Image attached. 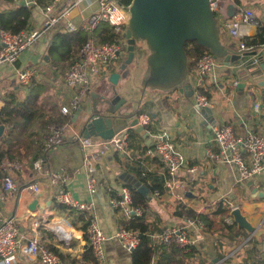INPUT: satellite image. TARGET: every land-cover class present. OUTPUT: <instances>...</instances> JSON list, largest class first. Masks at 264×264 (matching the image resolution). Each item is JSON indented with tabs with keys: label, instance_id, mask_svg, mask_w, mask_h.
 I'll list each match as a JSON object with an SVG mask.
<instances>
[{
	"label": "crops",
	"instance_id": "1",
	"mask_svg": "<svg viewBox=\"0 0 264 264\" xmlns=\"http://www.w3.org/2000/svg\"><path fill=\"white\" fill-rule=\"evenodd\" d=\"M96 1L86 0L78 10L74 11L76 25L81 26L83 20L96 9ZM236 2L241 8L253 11L260 24L257 26L258 32L261 28L264 29V0H236ZM17 4L26 6L23 1H18ZM14 7L15 5L0 0V11L12 10ZM28 8H31L32 17L27 30H40L44 25V17L40 7L32 6ZM79 13L82 14L80 15ZM61 26L66 30L64 21L58 24L56 28L60 29ZM222 27L229 34L227 29L224 26ZM251 34L252 30L248 37L257 35ZM51 37L49 30L42 33L30 49L21 53L16 65L4 64L0 66V110L5 106L6 101H21L20 95L22 91H27L29 88L19 85L16 75L17 69L31 67L38 70L39 75L32 81V84L42 78L46 69L56 70L55 67L50 65L51 60L47 54V47ZM234 43L237 44V41ZM126 45L125 40V49ZM142 47L144 51L147 50L145 45ZM252 51L260 56L258 58L260 64H264V47L260 46ZM123 54L119 60L101 68L99 73L102 76L101 82L96 87V90L90 88L89 93L85 96L83 102H88L91 111L90 116L94 113V108L100 112L108 108L104 100H102V97L109 93L107 92L108 89L106 90L102 86L106 77L109 79L113 73L121 74L116 88L117 91H119L123 82H128L130 74H126V72L124 73L121 70L122 64L120 63L124 59ZM145 59L146 56L144 58L141 57L140 60H143V65H141L144 72L143 76L147 77ZM129 69L130 66L128 67ZM189 81L193 84V90L185 96H182L177 90L161 92L146 89L144 86L142 87L141 81L138 95L131 98L134 103L124 107V109L128 108L125 113H129L131 109L134 110L136 107L144 109L142 115H149L152 118L153 123L145 128L153 137V142L155 135L167 134L169 139L185 155L188 167L197 168L195 174H188L186 171H182L180 174L181 178L189 183V191L187 193H191V196H185L183 201H179L174 196L166 193L164 188L161 189L162 196L159 198L154 197L153 193L149 191V195L146 198L150 208L148 210L142 208L143 217L146 212L150 224L155 223V220L160 218L162 220L161 228L168 225L181 226L186 222L183 223L173 217L178 203L194 207L197 212H204L206 208L222 203L223 206L227 205L230 207L229 213L225 215V221H227L226 219H232L231 224L226 222L227 225L232 226L231 230L225 232L221 230V226L218 223H220L222 218H217L216 228L209 230L202 222L204 225L203 230L196 228L189 230L190 234L197 238V244L193 247L197 250L196 264H264V196L263 198L259 196L260 193L264 195V176L260 181H253L252 185L248 186L250 182L242 183L239 181V173L235 167L217 165L207 154L209 141L212 138V130L215 126L229 125L233 127L236 134H242L245 127L251 128L257 134L262 132L264 88L253 87L250 81L246 83L240 82V85L235 87L234 82L240 80L237 78L234 69L224 64H220L209 77L201 81L198 87L196 85V69L191 73ZM38 82L40 83V81ZM64 86L69 96V100L64 106H69L77 91L67 88L66 85ZM199 87H205L210 93L209 100L211 103L209 107L201 110L195 108V96ZM127 94L131 97L133 96L129 92ZM257 103L261 104L258 113L254 109ZM79 111L77 118H75V115L78 111L70 115V121L61 126H67V130L64 133L66 145L51 153L47 160H44V169L52 168L63 175L71 176L72 180L69 190L73 196L77 200L94 203L93 216L98 220L107 237L105 245L107 260L105 264H133L132 252L125 249L116 238L117 233L123 229L121 227V223L124 221L123 216L120 211L113 210L110 207L109 201L126 184L137 186V190L140 185H144L148 190L149 186L160 183L163 185L165 169L156 157L149 154L150 150L154 148V143L152 142L153 145L151 147L150 141L138 134L135 128H130L127 155L123 157L117 153H108L98 161L94 173V177L97 180V192L92 197L87 188L88 174L82 168L84 161L81 147L74 139L76 135L84 136V125L81 128L76 126V122L82 113L81 106ZM60 114L63 115L61 110ZM98 115L94 113V116ZM134 119L127 120L131 123ZM50 126L59 125H49L47 128L48 135ZM132 131H135L138 136L134 135L131 137ZM28 132L29 130L23 136ZM6 133L7 128L5 127L4 137ZM34 138H36V135ZM39 147H42V143L39 144ZM39 149L34 153L39 154ZM39 160L43 159L39 158ZM31 162H15L23 164V168L20 170H1L3 176L7 173L10 174L16 184V190L8 194L6 202L2 205L1 212L18 222L20 233L27 239L25 240L26 242L38 235L47 247L57 248L63 252L69 251L81 256L88 247L86 232L79 231L72 224L73 219L75 220L77 216L81 215L69 208L64 211L54 208L50 180L46 176L39 174L34 168L35 162L33 164ZM49 171L51 170L49 169ZM32 185L40 187L39 199L28 190V187ZM257 186L258 189L255 193L254 190H256ZM43 200L51 201V210L48 212H42L41 210ZM35 201H37V204L34 208ZM233 208L241 211V216L244 219L243 225L235 221L232 214ZM71 212L72 214H70ZM27 217L29 219H26ZM33 218L39 221H54L51 224L52 226L64 220L72 226L71 243H63L47 227H41L39 231L34 232L32 226ZM81 225L78 223V226ZM60 227L61 229L65 228V226ZM152 236H154L153 234L150 237L154 239ZM157 259L158 256H155L153 263L156 264ZM215 260L217 261L215 262ZM16 264H41V262L19 255Z\"/></svg>",
	"mask_w": 264,
	"mask_h": 264
},
{
	"label": "built area",
	"instance_id": "2",
	"mask_svg": "<svg viewBox=\"0 0 264 264\" xmlns=\"http://www.w3.org/2000/svg\"><path fill=\"white\" fill-rule=\"evenodd\" d=\"M23 1L27 7H40L44 25L40 30L22 31L14 34L10 31L0 30V66L4 64L16 65L21 53L30 49L39 39L42 33L56 27L62 21L65 22L67 32L74 33L82 30L88 35L87 42L80 49L78 57L72 62L64 74V82L67 88L76 90L69 106H63L61 113L65 116L73 115L80 110L81 103L89 93L92 75L99 74L102 67L119 60L125 51V33L129 24L131 14L130 5H124L121 0H97L96 9L83 20L81 26L76 25L74 11L78 10L86 0H48L46 6H39L36 1ZM69 2V3H68ZM210 6L215 14L216 20L224 26L229 34L237 41L239 51L253 52L247 47L244 39L248 37L254 26H259L253 11L238 6L236 0H210ZM234 7L236 12L229 17V7ZM80 15L82 13H79ZM101 24H108L117 34H121L123 40L112 43H97L95 31ZM221 26V27H222ZM264 27V25H263ZM127 43V42H126ZM264 47V45H263ZM258 55V54H257ZM260 63L259 59H256ZM220 63L211 53L203 54L196 66L197 87L202 80L209 77ZM17 80L21 87L31 86L32 81L38 77L39 72L35 68H21L16 70ZM240 81H235L234 86L238 87ZM211 105L209 98L201 93L195 96V108L205 109ZM261 104L254 106L258 113ZM140 126L148 127L152 122L149 115H141L138 118ZM3 125L0 122V126ZM129 129L125 128L114 135L110 140L101 138H85L83 135H76L75 141L80 144L83 154V167L87 174V188L92 197L97 192V180L94 177L98 161L108 153H117L126 156L129 148ZM67 126H50L49 135L43 144V154L48 157L60 149L66 141L65 131ZM0 139V145H1ZM154 148L149 154L156 157L165 169L163 188L164 191L177 200L183 201L189 191V183L181 178V172L195 174L196 167H188L185 155L177 145L169 139L167 134L154 136ZM209 158L217 165H229L235 167L239 173V181L242 183L260 181L264 176V121L261 133H255L251 128L245 127L242 134H236L233 127L229 125L215 126L212 130V138L207 149ZM44 160L34 163L35 170L50 180L53 199L59 204L73 210L83 216L88 222L86 231L87 245L91 249L93 257L98 264H105L107 260L105 245L107 237L100 227L98 220L93 216L94 203L77 200L69 190L72 180L71 176L54 173L44 169ZM3 171L20 170L23 164L12 163L4 160L0 167ZM145 176V174H144ZM258 189V186L256 190ZM16 190L14 178L5 174L0 178V262L1 264H16L19 255L30 259H36L41 264H61V258L44 245L40 237L35 236L27 240L21 233L19 224L13 218L1 212L2 205L6 202L8 194ZM33 196L39 199L41 189L38 185L28 187ZM153 196H162L161 190H155ZM113 210L120 211L124 221L128 222L135 218L143 217V209L135 205L131 190L124 186L118 191L114 198L109 201ZM237 208H233L235 211ZM26 219H29L27 217ZM227 223H232L229 219ZM34 232L41 227L48 228V221L32 220ZM196 228L203 230L204 225L198 220H188L184 225H168L152 236L164 246L176 245L184 251H190L197 244V238L190 234L189 230ZM125 249L133 252L141 243L139 233L122 229L116 235ZM155 264V263H152Z\"/></svg>",
	"mask_w": 264,
	"mask_h": 264
},
{
	"label": "water",
	"instance_id": "3",
	"mask_svg": "<svg viewBox=\"0 0 264 264\" xmlns=\"http://www.w3.org/2000/svg\"><path fill=\"white\" fill-rule=\"evenodd\" d=\"M129 11L131 18L123 34L127 42V55L121 70L126 71L133 64L136 45L144 44L148 51L145 59L148 75L143 82L146 89L161 92L177 90L182 96L192 92L189 59L185 51L186 44L192 41L207 49L220 63L234 69L241 83L250 81L253 87L264 88V64L255 62L260 56L256 52L239 51L235 43L226 45L223 42L222 27L216 20L210 0H133ZM235 12L234 7H229V17H233ZM257 32L258 29L254 26L251 35ZM120 78V73L110 75L112 95L107 93L102 97L108 108L103 112L94 108V113L99 115L87 117L84 137L110 140L125 128H135L138 134L150 141L152 147L153 137L145 127L139 125L138 118L129 123L121 116L128 108L124 109L126 99L121 98L116 90ZM79 113L80 111L75 118ZM4 134L5 126L1 125V140L4 139ZM251 185V182L248 183V186ZM138 191L144 197L149 195V190L144 185H140ZM186 196H191V193ZM259 196L263 198L264 195L260 193ZM36 204L37 201L34 202V208ZM232 214L236 222L244 224L239 209Z\"/></svg>",
	"mask_w": 264,
	"mask_h": 264
},
{
	"label": "trees",
	"instance_id": "4",
	"mask_svg": "<svg viewBox=\"0 0 264 264\" xmlns=\"http://www.w3.org/2000/svg\"><path fill=\"white\" fill-rule=\"evenodd\" d=\"M5 3H10L15 5L12 10L0 11V30L10 31L14 34H18L22 31L27 30L29 27V22L32 17L31 8H28L22 4H17L16 0H2ZM121 2L128 6L131 5L133 0H121ZM36 3L44 7L47 5L48 0H36ZM57 27V26H56ZM56 27L49 29L51 32V40L47 47V54L50 57L51 64L56 68L55 71H63L72 62L78 57L80 49L88 40V35L82 30H78L74 33H69L65 30L63 26L60 29ZM95 39L97 43H112L119 40H123L121 34H117L114 29L108 24H101L95 31ZM222 40L226 45L232 44L235 42L233 37L229 35L225 29L222 27ZM247 47L258 48L264 45V29L261 30L254 37H247L244 39ZM144 44L136 45V58L141 59L147 56L148 51L143 50ZM126 51V49H125ZM185 51L189 59V73L196 69L197 62L199 58L209 51L200 45L196 41L188 42L185 46ZM138 54V56H137ZM126 58V57H125ZM125 58L121 61L122 64L125 61ZM135 61V60H134ZM133 65V64H132ZM36 81H34L35 83ZM36 87L32 86L28 95L21 101L12 100L5 103V106L0 110V122L7 128V133L4 139L1 141L0 145V167L2 166L5 159H8L10 162L15 163L19 162L18 157L20 156V148L18 142L20 138L25 134L30 127L32 126L35 120V110L32 107L38 100L40 95L45 93V87L43 83H39ZM197 92L204 94L210 98V93L206 90L205 87H199ZM147 107V105H145ZM144 113V109L136 107L134 110L131 109L129 113L121 114L122 117L127 119L139 118L140 115ZM94 116V113L92 114ZM71 117L63 116L60 113L46 124L44 130H47L49 125H59L62 126L65 123L69 122ZM136 136V132H131V137ZM138 136V135H137ZM76 143V142H75ZM39 145V143H38ZM66 145V142L65 144ZM41 146V145H40ZM39 154L35 153L34 158L31 160L32 164L42 158L47 160V157L43 153L42 147ZM1 174L0 168V177ZM126 186L131 190L133 200L135 205L142 207L145 210H148L149 204L147 198L144 197L138 190L135 185ZM163 189L162 183L149 186V191L154 193L155 190ZM54 208L57 210H68L67 207L59 204L54 200ZM230 207L223 206V204H218L214 207H208L204 212H197L196 208L188 207L183 203H178L176 205L175 212L173 217L177 218L179 221L185 223L188 220H198L204 223L207 229L216 228L217 218H222L220 223L221 230L223 232L231 230L232 226L227 225L225 221V215L230 211ZM72 214V212L70 213ZM82 224L78 226V223ZM79 231L86 232L88 228V223L84 220L82 216H77L75 220L73 219L72 223ZM162 220L157 218L155 223L149 222L147 214L143 218H135L131 221H123L121 227L123 229L139 233L141 243L140 245L132 252L133 264H152L155 260V256H158L156 264H196V248H192L190 251H184L178 248L176 245L164 246L158 241L152 239L150 236L153 234L160 233L164 228H161ZM50 251L55 254H58L61 258V264H98L93 257L92 251L90 248H86L81 256L75 255L72 252H63L57 248L48 247Z\"/></svg>",
	"mask_w": 264,
	"mask_h": 264
},
{
	"label": "rangeland",
	"instance_id": "5",
	"mask_svg": "<svg viewBox=\"0 0 264 264\" xmlns=\"http://www.w3.org/2000/svg\"><path fill=\"white\" fill-rule=\"evenodd\" d=\"M127 46V45H126ZM127 54V47L126 51L123 54V58L126 57ZM138 56V54H137ZM143 60H140L138 58L135 59L134 64L130 66V69L124 71L126 74H130L128 82H123L122 85L119 88L118 94L121 96V98L126 99V106L129 104H133L132 99L134 96L136 97L139 93V89L141 86L142 81V87L143 82L146 78V76H143ZM145 67V65H144ZM66 69L63 71H56L54 69H46L44 75L41 79L37 80L40 81V83L44 84L45 87V93L43 95H40L38 97V100L35 104L32 105V107L35 110V120L32 124V126L29 129V132L22 136L18 142V145L20 148V156L18 157L19 162H29L33 159L35 155V151L39 149V145L37 143H42L46 140L48 133L47 130H44V127L46 124L52 119V117H56L58 113H60L61 107L66 104V102L69 100L68 93L65 89V84L63 81L64 73ZM123 73V74H124ZM102 76L100 74L92 75L91 77V87L93 90H96V87L101 82ZM37 81L32 84V86H37ZM105 83L102 85L104 88H106L107 92L111 94V90L113 89V86L111 85L109 79L106 77L104 79ZM32 86L27 89V91L23 90L20 97L23 99L27 96V94L30 92V89ZM35 86V87H36ZM175 91V90H174ZM127 92L131 93L133 96H129ZM174 100V99H173ZM81 116L76 122V126L78 128H81L82 125L85 124L86 118L90 115V106L88 102L84 101L81 105ZM36 135V138L34 136ZM43 151V149H42ZM43 154V153H41ZM52 172L57 173L56 170H53L52 168H49ZM227 221L229 219H226ZM232 220V219H231ZM226 221V222H227ZM231 224V223H230Z\"/></svg>",
	"mask_w": 264,
	"mask_h": 264
},
{
	"label": "bare ground",
	"instance_id": "6",
	"mask_svg": "<svg viewBox=\"0 0 264 264\" xmlns=\"http://www.w3.org/2000/svg\"><path fill=\"white\" fill-rule=\"evenodd\" d=\"M51 206V201H45L43 200L41 203V210L42 212H48ZM52 218L51 216H49ZM54 223V221L48 222V228L51 233L55 234L56 237H58L63 243L69 244L71 243V232H72V226H70L67 222L64 220H61L56 225L52 226L51 224ZM60 226H65L64 229H61Z\"/></svg>",
	"mask_w": 264,
	"mask_h": 264
},
{
	"label": "flooded vegetation",
	"instance_id": "7",
	"mask_svg": "<svg viewBox=\"0 0 264 264\" xmlns=\"http://www.w3.org/2000/svg\"><path fill=\"white\" fill-rule=\"evenodd\" d=\"M105 116H108V114H106Z\"/></svg>",
	"mask_w": 264,
	"mask_h": 264
}]
</instances>
